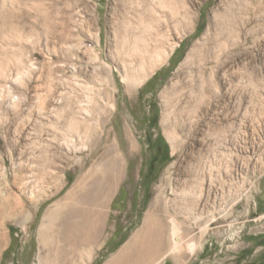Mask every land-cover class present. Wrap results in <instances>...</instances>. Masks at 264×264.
Masks as SVG:
<instances>
[{
	"label": "rangeland",
	"instance_id": "374dc122",
	"mask_svg": "<svg viewBox=\"0 0 264 264\" xmlns=\"http://www.w3.org/2000/svg\"><path fill=\"white\" fill-rule=\"evenodd\" d=\"M157 200L159 264L264 261V0H0V264H107Z\"/></svg>",
	"mask_w": 264,
	"mask_h": 264
},
{
	"label": "bare ground",
	"instance_id": "6f19581e",
	"mask_svg": "<svg viewBox=\"0 0 264 264\" xmlns=\"http://www.w3.org/2000/svg\"><path fill=\"white\" fill-rule=\"evenodd\" d=\"M103 179L104 184L103 181L100 185L95 184V191H88L84 195L85 199L94 203L96 207L99 206L98 204H103L105 191H109L115 181L114 176L109 173L105 174ZM152 209L146 215L141 229L107 264H159L166 255L178 260L185 252L190 251L192 244L186 238L188 231L183 227L184 222L177 218L179 209L172 208L170 204L161 200H157L152 205ZM99 214L100 211L95 208L90 216L95 220ZM180 241L181 244H179Z\"/></svg>",
	"mask_w": 264,
	"mask_h": 264
},
{
	"label": "crops",
	"instance_id": "0c3cea01",
	"mask_svg": "<svg viewBox=\"0 0 264 264\" xmlns=\"http://www.w3.org/2000/svg\"><path fill=\"white\" fill-rule=\"evenodd\" d=\"M108 174V173H107ZM110 174V173H109ZM112 176H114L113 174H111ZM105 177V175H103V178ZM103 178H101L100 180H99V183L98 184H96V185H100V182L101 181H103L104 179ZM114 178L116 179V176H114ZM104 182L105 181H103V184H104ZM114 183H115V181L113 182V184L112 183H110V184H112V187H111V189L108 191V190H106L105 191V196H104V200H103V204H98L99 206L98 207H96V205L94 204V203H92V202H90L89 200H85L84 198V195H85V193L83 194V200L84 201H87V204H91L90 206H88L89 208H80V209H82L80 212H81V214H87L88 216H90V215H92L93 214V212H94V210H95V208H97V210L98 211H100L101 212V208L103 207V205H104V203H105V200H106V197H107V195H108V193H110V191L112 190V188H113V185H114ZM96 185H95V187H94V189H92V190H89V191H95V189H96ZM71 196H75V195H71ZM70 199H71V197H70ZM79 212V211H78ZM77 212V213H78ZM100 215V214H99ZM93 220H94V217H93ZM97 220V219H96ZM77 228V227H76ZM88 231H87V236H84V238H87V240L89 239H91V235L93 234V231H94V229L96 228V224L94 223V222H92V226H91V224H90V222H88V225H87V227H85Z\"/></svg>",
	"mask_w": 264,
	"mask_h": 264
},
{
	"label": "trees",
	"instance_id": "16d2710c",
	"mask_svg": "<svg viewBox=\"0 0 264 264\" xmlns=\"http://www.w3.org/2000/svg\"><path fill=\"white\" fill-rule=\"evenodd\" d=\"M262 264H264V261L262 262Z\"/></svg>",
	"mask_w": 264,
	"mask_h": 264
}]
</instances>
